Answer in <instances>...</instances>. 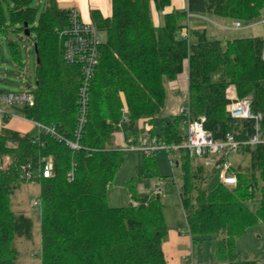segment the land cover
I'll return each mask as SVG.
<instances>
[{
    "label": "trees",
    "instance_id": "obj_1",
    "mask_svg": "<svg viewBox=\"0 0 264 264\" xmlns=\"http://www.w3.org/2000/svg\"><path fill=\"white\" fill-rule=\"evenodd\" d=\"M1 1L0 27L5 30ZM4 1L9 3L10 25H18L13 28L18 36L36 45L38 60L33 104L9 108L1 121L6 124L13 113L51 126L59 137L34 125V134L0 125V264H19L16 240L33 237L31 217L11 207V195L25 181H34L39 188L40 264H167L162 251L166 224L159 198L140 195L127 184L131 200L127 206L106 203L107 190L122 161L112 135L125 122L133 137L144 130L165 143L183 145L186 135L181 114L164 122L163 135H155L152 125L164 105V82L174 80L185 67L189 117L204 118L202 127L213 140L227 133L245 140L256 127L264 132L262 38L217 39L206 29L189 28L185 20L187 13H207L251 21L260 16L264 0H187L185 11L164 14L160 25L151 20L150 0H111L108 17L91 8L90 23L105 38L99 44L89 85L86 122L77 138L80 69L62 58L61 30L71 9L45 0L38 13L32 0ZM170 1L153 0L157 9ZM183 30L186 36L181 35ZM9 46L15 56V46ZM17 62L21 65L19 58ZM229 86L238 99L249 101L257 119L230 117L225 93ZM140 120L145 127H139ZM68 140L79 147H69ZM239 152L247 154L248 161L229 166L235 184L219 181L208 190L209 168L223 158L207 166L186 148L175 150L182 179L178 195L187 231L192 243L214 238L217 263L255 264L239 258L235 240L248 228L264 223V145L246 144ZM46 158L51 159L52 169L43 177ZM142 165L145 172L157 176L151 153L144 154ZM253 201L256 208L251 211L248 203Z\"/></svg>",
    "mask_w": 264,
    "mask_h": 264
},
{
    "label": "rangeland",
    "instance_id": "obj_2",
    "mask_svg": "<svg viewBox=\"0 0 264 264\" xmlns=\"http://www.w3.org/2000/svg\"><path fill=\"white\" fill-rule=\"evenodd\" d=\"M8 4L9 3L4 0L1 1V12L6 24V29L1 30L0 27V89L18 91L23 89L26 85L34 89L36 59L33 45L27 44V41L22 40L16 31L13 30V28H17L18 25H10L8 19ZM31 6L36 7L39 13L45 6V0H32ZM150 11L155 24L156 18L153 13L154 10H151V5ZM202 17L209 22V24L207 23V27L213 32L217 29V34L215 33L214 36L217 39L246 36L264 37V26L261 23V21L264 20V13H261L254 21H241L240 28L233 29L228 33L220 31L216 27L215 30H213L212 27H214V24L210 19H215L216 17H214V15L206 14ZM225 22L230 24L231 20L226 19ZM189 23H195L192 16H190ZM247 24L251 27L245 28ZM222 32H224V34H222ZM97 33L99 40L101 42L104 41L105 34L101 31ZM32 36L33 34H31V37ZM10 43L15 46V56L11 53ZM14 57H16V60ZM18 58L21 61V65L17 62ZM227 89L232 90L233 96L238 99L231 86L227 87L226 90ZM14 120L21 125L24 124L20 122L19 119L16 120L15 118ZM140 121L145 123L144 120ZM163 121L164 120L160 117L154 119L153 133L155 135H163ZM35 132L36 128L32 126L29 129V133L34 134ZM146 136L147 132L141 131L138 136L133 137L129 134L125 122H122L119 130L113 133V146L116 145L117 149L121 150L122 161L120 166L116 169L111 185L107 190V205L110 207H124L130 203L131 200L127 184H132L140 195L151 194L157 196L163 205V216L166 224V235L164 240L168 238V235L170 236L169 243L172 247V261L176 263L177 260H181V249L185 250L184 253L187 254V256L195 255L196 261H208L213 259L215 243L212 236L199 239L191 245L178 195V187L182 182L180 169L176 164L178 156L174 150L167 152L165 149H155L151 154L156 161L157 176L145 172L142 163L146 152L144 149L145 140L143 139H145ZM4 161L5 163L8 162L7 158H5ZM225 161L229 166L236 167L238 164H245L248 161V155L242 154L239 151L230 152L225 157ZM224 168V165L222 167L211 166L209 168L210 177L206 186L208 190L213 189L219 183L220 173ZM38 193L39 188L36 182L25 181L22 182L11 195L12 209L26 214L31 217L33 221L32 239L27 241L20 238L15 242V247L18 250L19 264H40V210L39 205L35 204V202L38 201ZM248 207L251 211H254L256 202L253 201L248 203ZM175 240L176 245L173 244ZM235 248L240 258L253 260L255 264H264V223H259L248 228L235 240Z\"/></svg>",
    "mask_w": 264,
    "mask_h": 264
},
{
    "label": "built area",
    "instance_id": "obj_3",
    "mask_svg": "<svg viewBox=\"0 0 264 264\" xmlns=\"http://www.w3.org/2000/svg\"><path fill=\"white\" fill-rule=\"evenodd\" d=\"M261 13H264V4L261 8ZM264 26V20L261 21ZM234 29L241 27L240 21L232 23ZM98 31L88 22L80 19L78 12L71 9L69 13L68 23L62 28L61 33L63 36V51L62 58L68 64L77 65L80 69L79 85L77 89V104L78 114L75 127V137L77 138L86 122V114L88 111L89 102V85L98 63V47L101 41L98 37ZM181 35L186 36V32L182 31ZM261 58L264 60V37ZM31 87H24L18 91H2L0 92V116L7 113L9 108L14 106L32 105L33 93ZM226 97L229 99L227 111L233 119H257V116L251 110L250 103L247 99H237L233 96L232 90H226ZM231 100V101H230ZM179 114L183 116L181 124L185 129L186 140L183 145L174 143H165L155 137H151L147 146L144 147L145 153H152L155 149H165L167 152L176 150L179 147H184L192 157L202 158L207 166L214 165L220 158L222 162L217 166L225 168L220 173V181L226 185H232L236 182L235 175L230 171L229 165L226 164L225 157L230 152H238L242 146L246 144H263L264 145V132H260L257 127L255 132L250 134L245 140H236L231 133L225 134L221 140H213L210 134L203 129L202 122L204 118L199 120H191L187 107L180 109ZM12 118H19L26 120L23 117L11 113ZM29 121V120H28ZM38 129L46 133L59 137L51 126H45L40 123L32 122ZM69 147L77 149L79 146L76 141H66ZM42 170L43 177L49 176L52 169V161L46 158ZM71 173L68 174L70 176ZM27 178L29 174L26 175ZM35 204H39L38 201Z\"/></svg>",
    "mask_w": 264,
    "mask_h": 264
},
{
    "label": "crops",
    "instance_id": "obj_4",
    "mask_svg": "<svg viewBox=\"0 0 264 264\" xmlns=\"http://www.w3.org/2000/svg\"><path fill=\"white\" fill-rule=\"evenodd\" d=\"M56 1H57V4L60 8L75 9L78 12L80 19L84 22L90 23L89 10L91 8L98 9L104 17H108L111 15V0H56ZM150 5H151V10L152 9L154 10L153 13H154V16L156 18V23L154 24L152 14L150 11L151 20H152L154 25H156V24L160 25L163 22L164 14L170 13V12L176 11V10L177 11H185L187 9V0H171L168 5L164 6L161 9H157L155 7L153 0H150ZM206 14L207 13H187L186 19H185L187 26L189 28H193V29H206L207 34L211 37H214L215 33L217 32L216 31L217 29L215 30V27L218 28L220 31H224L226 33H228L229 31H232L234 29L231 24L236 20L228 18V17H222V16L214 15V17H216L217 19L216 18L210 19L212 21V23L214 24V27H212V28L215 31L213 32L209 27H207L208 26L207 23L209 24V22L206 19H204V17H202L203 15H206ZM208 15H210V14H208ZM190 16L193 17L194 22H195L194 24L189 23ZM226 19L231 20V23L228 24L227 22H225ZM254 20H251V21H254ZM246 26L247 27H245V28L251 27L248 24ZM224 32H222V34H224ZM246 37H250V36H246ZM233 38H238V37H232V38H225L224 37L221 39H233ZM180 74L176 77L177 79L175 78L172 81H165L164 82V91H165L164 105H163L161 112L157 116V117H160L162 120H164L163 122H165L166 120H168L172 116L179 114L180 109L187 107L188 89H187V69H186V67L182 70V72ZM0 90H3V89H0ZM3 91H6V90H3ZM14 119L15 118H10L6 124H3L1 121V116H0V125L3 124L5 127L16 130V131L20 132L21 134L29 132V129L33 126L31 121L16 118V120L19 119L20 122L24 123L21 125L20 123H18ZM143 125H144V123L142 121H140L139 127H142ZM148 127L149 126L146 125V128H148ZM152 130H153V125H152ZM150 138L151 137L147 133L146 138L143 139V140H145L144 146H147ZM115 147H116V145H115ZM184 222H185V220H184ZM186 229H187V227H186ZM167 237H168L167 238L168 240L165 239L162 242V249H163L162 251H163L164 257L167 261V264H225V263L215 262L214 258L210 259L208 261H196L195 255H188L187 256V254L184 253L185 250H182V249H181V260H179V261L177 260V262L174 263L172 261V257H171L172 247L170 246V243H169L170 236L168 235ZM189 238L191 241L190 235H189ZM173 244L176 245V240L173 242ZM191 245H193L192 241H191ZM165 251H166V253H165ZM240 259H242V258H240Z\"/></svg>",
    "mask_w": 264,
    "mask_h": 264
},
{
    "label": "water",
    "instance_id": "obj_5",
    "mask_svg": "<svg viewBox=\"0 0 264 264\" xmlns=\"http://www.w3.org/2000/svg\"><path fill=\"white\" fill-rule=\"evenodd\" d=\"M23 30H24V35L28 36L29 35V31L26 28V23H24V25H23ZM33 49H34V52L36 53L37 52V47H36L35 44H33ZM36 60H38V59L36 58Z\"/></svg>",
    "mask_w": 264,
    "mask_h": 264
}]
</instances>
